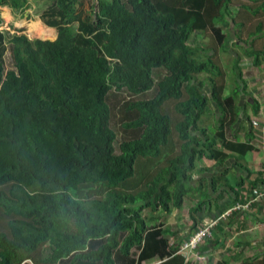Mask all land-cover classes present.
<instances>
[{
  "label": "trees",
  "instance_id": "1",
  "mask_svg": "<svg viewBox=\"0 0 264 264\" xmlns=\"http://www.w3.org/2000/svg\"><path fill=\"white\" fill-rule=\"evenodd\" d=\"M3 6L30 7L29 0H0ZM232 6L264 12V0H52L41 17L56 40L0 31V207L11 217L0 231V264H143L151 252L158 264L197 263L199 245L212 238L194 251H182V243L163 252L161 238H146L145 211L152 218L158 208L179 207L195 161L220 165L253 149L229 140L228 130L244 108V59L264 65V44L256 43L264 23L251 42L244 39V57L231 54L228 69L221 53L232 40ZM241 24L234 23L239 41ZM33 35L55 38L53 31ZM209 36L213 47L195 41ZM113 91L133 95L118 107L119 152ZM170 102L172 114L162 110ZM215 106L219 113H211ZM219 114L216 133L199 127ZM138 167L148 168L149 180L129 190ZM94 186L102 197L91 198Z\"/></svg>",
  "mask_w": 264,
  "mask_h": 264
},
{
  "label": "crops",
  "instance_id": "2",
  "mask_svg": "<svg viewBox=\"0 0 264 264\" xmlns=\"http://www.w3.org/2000/svg\"><path fill=\"white\" fill-rule=\"evenodd\" d=\"M51 31L57 38L58 32L54 29ZM247 61L242 66L264 69V65L257 68L252 61ZM242 70L247 84L246 93L240 96L244 108L235 130H230L228 138L250 145L253 149L243 157L238 153H231L228 160L220 165L207 158L195 161L196 171L191 173L188 182L190 192L182 198V204L179 207L170 204L168 211L158 208L153 211L152 218L149 214L146 238H161L164 246L160 250L163 252H168L167 247L181 245L208 223L219 221L212 236L208 237L212 239L199 245L200 254L207 257V260L202 263L191 262L193 264H264V203L255 202L249 210L233 211L223 219L227 211L238 203H247L254 192L264 186V86L246 75L248 69L242 67ZM256 101L259 106L258 114L254 113ZM165 104L162 107L164 111ZM208 119L210 115L200 121L199 127L209 130L210 127L217 126L220 114L217 119L213 116V126L201 127L200 124ZM233 135H237V138ZM176 148L178 152V146ZM170 161L168 156L159 162L154 173L157 174ZM197 207H200L199 211H193ZM149 242L147 241L145 252L148 251ZM141 250L133 249V261H136ZM149 256L153 259L143 264L160 263V256L156 252H151Z\"/></svg>",
  "mask_w": 264,
  "mask_h": 264
},
{
  "label": "rangeland",
  "instance_id": "3",
  "mask_svg": "<svg viewBox=\"0 0 264 264\" xmlns=\"http://www.w3.org/2000/svg\"><path fill=\"white\" fill-rule=\"evenodd\" d=\"M52 0H29V5L25 11H16L10 6H3L0 7V15L4 19V24L1 27L0 31H6L11 34H25L30 37V39H38L36 36H32V33L35 32L37 34H47L52 29L48 28L46 24L42 21L41 14L43 11L51 4ZM90 5H86L84 8L89 9ZM231 17L233 19V23L230 21V29L229 32L232 35V40L229 41V52H222L221 56L224 59V63L229 66L228 69L231 66L232 63V55L238 56H245L243 53L242 48L249 47L248 43H245V40L248 39V37L251 34H255L256 30L258 29L260 23H264V12L260 13L257 16L248 15L246 13H243L241 9H238L237 6H232L231 11ZM234 23H243L241 24V31L239 32L241 36V41H239L235 35V26ZM39 25V26H38ZM32 26V27H31ZM263 27V26H262ZM34 29V30H33ZM52 32V31H51ZM54 33V32H53ZM36 37V38H35ZM198 40H195L199 46H203L205 48L213 47L214 43L216 42V38L214 36V39H212L211 36L208 38H197ZM245 39V40H244ZM49 40H53V38H49ZM250 42L252 39H248ZM257 46H260L261 43L264 44V39H259L256 41ZM220 47V45H219ZM232 54V55H231ZM247 60L244 59L242 64H247ZM251 60H249L250 62ZM6 62L7 67L12 68L11 64L13 63L11 53H8L6 56ZM243 68H246V75H250L254 82L260 81L261 85L264 86V83H262L264 78V69H254L249 68L247 65L242 66ZM248 67V68H247ZM233 85V84H232ZM131 95L128 92H120L117 93L115 91L110 93V100L109 104L111 106V112H112V119H111V127L116 131L117 133V142H116V149L119 152V145L124 139V132L122 130V125L120 121V112L118 111L119 104L125 100L128 99ZM141 96H137L135 98H140ZM247 101V100H246ZM245 101V102H246ZM165 109L168 108L170 113L172 114V103L165 104ZM175 111V109H174ZM214 111L219 113L218 108L215 106L211 113ZM176 112V111H175ZM174 118H176V114L173 112ZM206 118V116H205ZM203 118V119H205ZM218 118V115L216 116V119ZM173 120V118H172ZM213 116H210V119L200 124L201 127H205L206 125L209 126L213 123ZM211 123V124H209ZM220 126V125H219ZM219 126H213V129H211L214 133L217 132L219 129ZM228 136H230V131L228 130ZM142 163L147 166L148 160H140ZM159 166H157L155 169H157ZM154 169V170H155ZM153 170V172H154ZM148 168H140L138 167L136 170L135 178L131 181L132 187L128 186L129 190H134L136 188V185L139 183V187L144 185L149 179H147ZM93 191L91 193L92 197H102L105 193L104 189H98L96 186L92 187ZM137 190V189H136ZM149 210L145 211L146 216H149ZM11 220V217H7L4 213L3 209L0 207V231H8L7 224L8 221Z\"/></svg>",
  "mask_w": 264,
  "mask_h": 264
},
{
  "label": "built area",
  "instance_id": "4",
  "mask_svg": "<svg viewBox=\"0 0 264 264\" xmlns=\"http://www.w3.org/2000/svg\"><path fill=\"white\" fill-rule=\"evenodd\" d=\"M250 198L251 200H248L247 203H240V205H237L235 207V210H249L251 205L255 202L264 203V186L261 189L256 190ZM217 223L218 222L210 223L205 228L198 230V232H196V234L188 240V243H186L187 241L183 243V245L181 246V250L184 252L196 250L200 241L212 234V229L216 226ZM195 259L197 263H202L207 260V257L200 255V253H196Z\"/></svg>",
  "mask_w": 264,
  "mask_h": 264
},
{
  "label": "clouds",
  "instance_id": "5",
  "mask_svg": "<svg viewBox=\"0 0 264 264\" xmlns=\"http://www.w3.org/2000/svg\"><path fill=\"white\" fill-rule=\"evenodd\" d=\"M237 205H240V203H238ZM237 205H236V206H237ZM236 206H235V207H236ZM235 207H234L232 210L227 211V213L224 214L223 219H226L227 216H229V214H230L231 212H233V211H237V210H235ZM239 210H240V209H239ZM223 219H222V220H223ZM214 222H218V223L216 224V226L219 224V221H214ZM210 223H213V222H210ZM210 223H208L206 226H208ZM206 226H205V227H206ZM216 226H215V227H216ZM205 227H203V228H205ZM215 227H214V228H215ZM214 228H213V229H214ZM200 229H202V228H199L198 230H200ZM213 229H212V232H213ZM198 230H197L196 232H198ZM196 232H195L194 234H192L191 237L194 236V235L196 234ZM211 236H212V234H211L210 236H207L206 238L211 237ZM191 237H190V238H191ZM190 238H188V240H189ZM188 240H187V241H188ZM185 242H186V241H185ZM183 243H184V242H183ZM182 245H183V244H182ZM182 245H181V246H182Z\"/></svg>",
  "mask_w": 264,
  "mask_h": 264
},
{
  "label": "water",
  "instance_id": "6",
  "mask_svg": "<svg viewBox=\"0 0 264 264\" xmlns=\"http://www.w3.org/2000/svg\"><path fill=\"white\" fill-rule=\"evenodd\" d=\"M29 37V36H28ZM30 38V37H29ZM38 39H40V40H44V41H46V40H49V39H42V38H38ZM57 38H55V39H53V40H56ZM52 40V41H53Z\"/></svg>",
  "mask_w": 264,
  "mask_h": 264
},
{
  "label": "bare ground",
  "instance_id": "7",
  "mask_svg": "<svg viewBox=\"0 0 264 264\" xmlns=\"http://www.w3.org/2000/svg\"><path fill=\"white\" fill-rule=\"evenodd\" d=\"M39 26V25H38Z\"/></svg>",
  "mask_w": 264,
  "mask_h": 264
}]
</instances>
